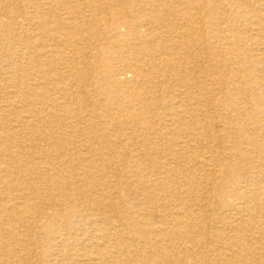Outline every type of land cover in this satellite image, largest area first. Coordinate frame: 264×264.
Listing matches in <instances>:
<instances>
[{
    "label": "bare ground",
    "instance_id": "bare-ground-1",
    "mask_svg": "<svg viewBox=\"0 0 264 264\" xmlns=\"http://www.w3.org/2000/svg\"><path fill=\"white\" fill-rule=\"evenodd\" d=\"M0 50V264H264V0H0Z\"/></svg>",
    "mask_w": 264,
    "mask_h": 264
},
{
    "label": "rangeland",
    "instance_id": "rangeland-1",
    "mask_svg": "<svg viewBox=\"0 0 264 264\" xmlns=\"http://www.w3.org/2000/svg\"><path fill=\"white\" fill-rule=\"evenodd\" d=\"M9 31L12 33L14 30H13V28H10ZM15 31H18V30L15 29ZM21 32H27V31H25V27H23V29H21ZM1 52H2V50H0V58H1ZM11 57H13V56H11ZM17 57H18L17 55L14 56V59L16 61H17ZM1 60H3V58H1ZM218 127H224V126L222 124H219Z\"/></svg>",
    "mask_w": 264,
    "mask_h": 264
}]
</instances>
